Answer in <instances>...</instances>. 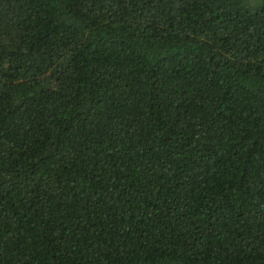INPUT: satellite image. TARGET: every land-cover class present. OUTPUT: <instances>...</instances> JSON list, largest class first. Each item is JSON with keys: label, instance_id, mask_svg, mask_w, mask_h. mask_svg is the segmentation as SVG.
<instances>
[{"label": "trees", "instance_id": "1", "mask_svg": "<svg viewBox=\"0 0 264 264\" xmlns=\"http://www.w3.org/2000/svg\"><path fill=\"white\" fill-rule=\"evenodd\" d=\"M0 264H264V0H0Z\"/></svg>", "mask_w": 264, "mask_h": 264}]
</instances>
